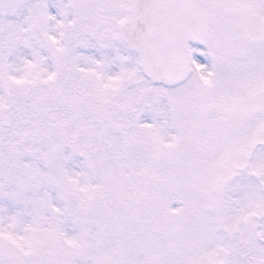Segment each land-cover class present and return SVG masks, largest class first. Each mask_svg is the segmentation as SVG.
I'll list each match as a JSON object with an SVG mask.
<instances>
[{
	"label": "snow or ice",
	"instance_id": "obj_1",
	"mask_svg": "<svg viewBox=\"0 0 264 264\" xmlns=\"http://www.w3.org/2000/svg\"><path fill=\"white\" fill-rule=\"evenodd\" d=\"M0 264H264V0H0Z\"/></svg>",
	"mask_w": 264,
	"mask_h": 264
}]
</instances>
